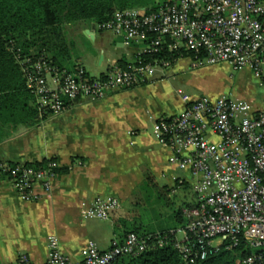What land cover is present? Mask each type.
Returning <instances> with one entry per match:
<instances>
[{
  "label": "built area",
  "instance_id": "built-area-1",
  "mask_svg": "<svg viewBox=\"0 0 264 264\" xmlns=\"http://www.w3.org/2000/svg\"><path fill=\"white\" fill-rule=\"evenodd\" d=\"M93 26L122 39L138 57L155 59L169 51L180 53L182 60L186 52H192L194 59L185 58L192 69L229 63L235 71L250 70L264 87L262 0H175L152 10L117 11L108 21ZM78 64L69 72L39 60L26 70L40 117L56 118L76 101L99 102L141 87L159 70L164 74L172 66L157 59H138L125 69L115 65L93 77ZM183 101L184 111L159 119L155 133L157 141L171 150L169 163L192 176L195 203L183 208L186 226L171 232L182 264H199L223 247L232 250L241 245L247 251L242 264H264V103L262 109H255L231 94L215 100L185 96ZM57 168L56 162L38 170L0 161L1 174L28 201L52 193ZM120 208L116 198H98L83 218L109 221ZM148 246L135 233L128 234L123 244L115 241L109 250L90 240L81 260H73L63 253L58 237L50 236L45 264H111L120 256L140 254ZM10 264L34 263L28 254L20 253Z\"/></svg>",
  "mask_w": 264,
  "mask_h": 264
},
{
  "label": "crops",
  "instance_id": "crops-1",
  "mask_svg": "<svg viewBox=\"0 0 264 264\" xmlns=\"http://www.w3.org/2000/svg\"><path fill=\"white\" fill-rule=\"evenodd\" d=\"M87 31L91 34L86 35ZM82 33L90 39L92 35L91 40L98 42L104 54L100 61L104 69L93 77L119 62H137V51L124 46L122 39L112 33H100L94 26ZM75 61L87 71L83 61ZM179 61L166 69L162 78H168L169 71H177ZM160 81L164 80L154 78L99 102L76 101L63 115L47 118L35 129L20 127L0 143V161L34 163L54 159L58 168L70 167L54 180L52 193L39 201L23 199L0 173V264L14 262L20 253L28 254L34 264H45L50 236L58 237L65 255L81 260L88 236L102 250H109L115 241L125 238L126 228L139 226L162 232L163 225L152 228L135 212L136 205L142 208L143 189L148 186L157 188L159 196L166 192L178 195L173 205L178 204L179 209L193 206L191 173L169 163L171 150L155 136L159 119L181 114L186 104L182 99L177 107L152 105V90ZM51 122L67 123L63 127L69 126L68 133L55 128L53 139L42 143H34V136L28 137L30 131L39 134ZM108 197L121 203L109 221L83 218V212L96 199Z\"/></svg>",
  "mask_w": 264,
  "mask_h": 264
},
{
  "label": "trees",
  "instance_id": "trees-1",
  "mask_svg": "<svg viewBox=\"0 0 264 264\" xmlns=\"http://www.w3.org/2000/svg\"><path fill=\"white\" fill-rule=\"evenodd\" d=\"M173 1L0 0V143L20 127L35 129L47 120V117H40L38 98L28 87L26 70H31L32 64L45 60L69 72H74L79 66L65 39L66 26L96 25L108 21L117 11L152 10ZM181 58L180 53L169 51L157 55L155 59L145 55L138 57L142 62L157 59L171 65ZM183 58L194 59V53L186 52ZM118 65L124 69L129 66L124 62ZM50 162L55 160L7 163L13 167L21 164L40 170L45 169ZM69 170L70 167L57 168L55 172L60 175ZM174 220L181 228L186 226L183 209L174 211ZM157 231L139 226L126 228L125 238L117 241L119 245L124 243L128 234L135 233L148 241V249L137 255L120 256L111 264H182L181 255L175 248L176 236L171 233L177 228H162L160 233ZM246 255L244 245L232 250L223 247L199 264H242Z\"/></svg>",
  "mask_w": 264,
  "mask_h": 264
},
{
  "label": "rangeland",
  "instance_id": "rangeland-1",
  "mask_svg": "<svg viewBox=\"0 0 264 264\" xmlns=\"http://www.w3.org/2000/svg\"><path fill=\"white\" fill-rule=\"evenodd\" d=\"M86 28L92 29L93 25L66 26L65 39L72 49L74 60L79 58L92 76H98V73L104 69L100 66L104 54L101 53L98 42L92 41L85 33H82ZM175 69L177 71H169V77L165 79L162 78L165 76L162 71L159 70L156 73L155 78L164 81L158 82L156 88L153 87L152 105L162 104L177 107L185 96L192 99L208 97L215 100L224 94H231L251 103L255 109L263 108L264 87L250 70L235 71L225 63L192 69L188 59L180 60ZM67 118L68 113L65 116V119ZM65 124L67 123L51 122L46 125L47 128L39 131V134L36 131H30L28 137L34 136V143L46 142L47 139L51 141L55 128L68 133L69 126L63 127ZM149 131L152 133V129ZM143 191L142 208L140 205L135 207L136 215L142 216V222L150 224L152 228L163 225V229L173 230V228H177V231L181 229V226L174 220V211L179 210V206L178 204L173 205V203L177 202L178 195L166 192V194L159 196L160 191L152 186L145 187ZM136 202L138 203L139 199ZM89 224L96 225L93 221H90ZM178 237L180 238L181 235L178 234ZM88 238L94 239L90 236Z\"/></svg>",
  "mask_w": 264,
  "mask_h": 264
},
{
  "label": "water",
  "instance_id": "water-1",
  "mask_svg": "<svg viewBox=\"0 0 264 264\" xmlns=\"http://www.w3.org/2000/svg\"><path fill=\"white\" fill-rule=\"evenodd\" d=\"M88 34H91V32L90 31H87L86 32V35H88ZM91 39L93 40L94 39V37L91 35Z\"/></svg>",
  "mask_w": 264,
  "mask_h": 264
}]
</instances>
